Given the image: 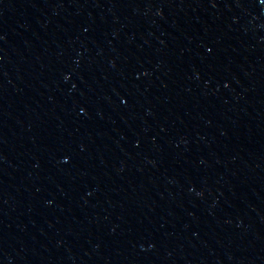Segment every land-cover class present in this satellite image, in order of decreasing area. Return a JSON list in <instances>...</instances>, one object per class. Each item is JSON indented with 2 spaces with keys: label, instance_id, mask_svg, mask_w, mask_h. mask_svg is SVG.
Here are the masks:
<instances>
[{
  "label": "water",
  "instance_id": "1",
  "mask_svg": "<svg viewBox=\"0 0 264 264\" xmlns=\"http://www.w3.org/2000/svg\"><path fill=\"white\" fill-rule=\"evenodd\" d=\"M0 264H264V0H0Z\"/></svg>",
  "mask_w": 264,
  "mask_h": 264
}]
</instances>
